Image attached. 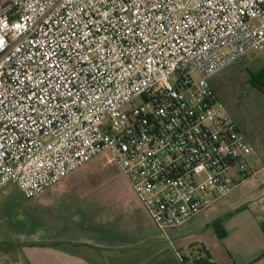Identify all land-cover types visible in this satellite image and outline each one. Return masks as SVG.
<instances>
[{"label":"built area","instance_id":"2783aa9c","mask_svg":"<svg viewBox=\"0 0 264 264\" xmlns=\"http://www.w3.org/2000/svg\"><path fill=\"white\" fill-rule=\"evenodd\" d=\"M248 53L264 0H0V187L108 152L160 230L206 213L255 174L211 84Z\"/></svg>","mask_w":264,"mask_h":264},{"label":"crops","instance_id":"0c3cea01","mask_svg":"<svg viewBox=\"0 0 264 264\" xmlns=\"http://www.w3.org/2000/svg\"><path fill=\"white\" fill-rule=\"evenodd\" d=\"M237 123L247 142L255 147L251 157L255 174L206 213L173 227L174 231L160 230L123 176L125 181L115 186L117 190L110 186L104 190L88 188L91 177H108L104 160L96 157L26 201L20 209V225H0V264H185L173 234L182 236V231L199 225V219L213 223L236 211L262 213L264 130L247 133L243 122ZM7 203L8 198L0 200V223L6 219ZM203 226H212L213 234H218L214 225ZM222 226L227 234L221 239L229 240L232 264H264V238L247 245L243 240L237 243L230 236L240 234L245 225ZM261 226L264 231L263 214ZM197 243L218 264L208 243Z\"/></svg>","mask_w":264,"mask_h":264},{"label":"rangeland","instance_id":"374dc122","mask_svg":"<svg viewBox=\"0 0 264 264\" xmlns=\"http://www.w3.org/2000/svg\"><path fill=\"white\" fill-rule=\"evenodd\" d=\"M264 70V54L262 53H248L243 59L233 63L227 68L211 79L212 87L225 103L229 114L234 120L243 122V128L247 133L255 134L264 130V80L260 82L258 78L253 79V73L259 74ZM242 124V123H241ZM97 159H103L107 170L105 175H98L91 177L88 181V188L92 190L115 189L117 190L119 184L123 183L124 178L129 182L134 190L133 184L116 164L110 155L105 152L99 155ZM124 178H123V177ZM108 183H104L107 182ZM125 181V180H124ZM5 209L6 219L0 225H20V209L26 206V198L13 183H8L0 189V200H7ZM247 212L245 210L236 211L231 215H227L217 222L207 223L203 219L197 220L199 225L190 227L189 230L181 232L182 236L173 234L172 237L176 240L177 247H179L180 257L188 264H194V260L198 257H206L204 247L198 241H206L208 249L212 252L218 264H232L231 252L229 250V240L221 239L226 236L227 231L224 229L219 234H213V227H205L203 225H245L244 230L239 234L235 233L230 236V240L239 242L243 240L245 245L264 238V231L261 226L262 213ZM195 218V217H193ZM193 218L189 219L191 221ZM26 220V219H25ZM25 222V221H23ZM22 222V224H23ZM174 228H172V231ZM186 241V242H185ZM189 243L187 246L185 244ZM183 247V250H181ZM2 249H5L3 247ZM214 260V261H215ZM9 264V262H5Z\"/></svg>","mask_w":264,"mask_h":264},{"label":"trees","instance_id":"16d2710c","mask_svg":"<svg viewBox=\"0 0 264 264\" xmlns=\"http://www.w3.org/2000/svg\"><path fill=\"white\" fill-rule=\"evenodd\" d=\"M255 77H257V78H261V80H260V82H262V80H264V70L263 71H261L259 74H256V76ZM263 91H264V86H263ZM215 226V228H216V230H217V232H223L224 234H225V231H224V228H223V226L222 225H214ZM219 234V233H218ZM220 235V234H219ZM205 252V254H206V258L207 259H212V257H211V255H209L206 251H204ZM184 261V260H183ZM184 263L185 264H187L185 261H184ZM202 264V263H201ZM213 264H215V263H213Z\"/></svg>","mask_w":264,"mask_h":264},{"label":"flooded vegetation","instance_id":"af4514ba","mask_svg":"<svg viewBox=\"0 0 264 264\" xmlns=\"http://www.w3.org/2000/svg\"><path fill=\"white\" fill-rule=\"evenodd\" d=\"M256 75L253 73V75H252V78L253 79H256L257 77H255ZM259 79V78H258ZM259 80H261V78L259 79Z\"/></svg>","mask_w":264,"mask_h":264},{"label":"water","instance_id":"95a60500","mask_svg":"<svg viewBox=\"0 0 264 264\" xmlns=\"http://www.w3.org/2000/svg\"><path fill=\"white\" fill-rule=\"evenodd\" d=\"M15 264H19V263H15Z\"/></svg>","mask_w":264,"mask_h":264}]
</instances>
